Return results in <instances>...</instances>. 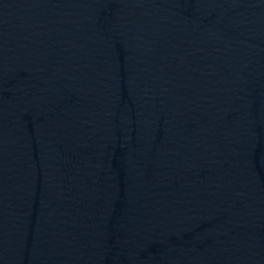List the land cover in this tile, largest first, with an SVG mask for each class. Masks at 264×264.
Instances as JSON below:
<instances>
[{
  "label": "water",
  "instance_id": "1",
  "mask_svg": "<svg viewBox=\"0 0 264 264\" xmlns=\"http://www.w3.org/2000/svg\"><path fill=\"white\" fill-rule=\"evenodd\" d=\"M0 264H264V0H0Z\"/></svg>",
  "mask_w": 264,
  "mask_h": 264
}]
</instances>
